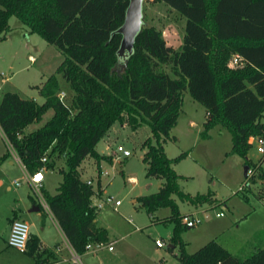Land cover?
Listing matches in <instances>:
<instances>
[{
    "label": "trees",
    "instance_id": "16d2710c",
    "mask_svg": "<svg viewBox=\"0 0 264 264\" xmlns=\"http://www.w3.org/2000/svg\"><path fill=\"white\" fill-rule=\"evenodd\" d=\"M168 4L185 19L178 48L167 44L162 30L142 22L132 50L119 52L129 0H0V40L6 37L8 19L15 15L30 31L38 32L63 55L56 70L40 85L38 102L7 90L0 99V127L7 142L29 173L40 167L53 169L56 156L65 155L66 167L55 193L44 196L63 233L78 253L91 241H108V230L97 225L98 209L92 197L101 191L81 177L86 156L97 162L111 156L100 153L96 143L115 122L132 129L146 123L156 143L143 142L146 175L163 179L154 192L136 198L148 213L170 208L175 221L170 243L179 241L177 264H264V242H246L230 252L211 239L193 252L181 241L182 221L172 194L192 204L211 201V192L190 194L179 186L180 173L163 142L176 140L170 133L177 122L184 90L205 107V128L221 123L231 132V151L245 155L251 135H264V0H155ZM233 52L244 63L228 67ZM171 62V73L161 64ZM61 79L70 90L61 99ZM52 116L38 128H24L42 113ZM10 153V152H9ZM8 151L0 159L6 157ZM45 156V160L42 157ZM245 158V167H260ZM264 191V189H263ZM264 193V192H263ZM41 208V207H40ZM39 237L30 234L27 252L39 255ZM249 250V251H248Z\"/></svg>",
    "mask_w": 264,
    "mask_h": 264
},
{
    "label": "rangeland",
    "instance_id": "374dc122",
    "mask_svg": "<svg viewBox=\"0 0 264 264\" xmlns=\"http://www.w3.org/2000/svg\"><path fill=\"white\" fill-rule=\"evenodd\" d=\"M142 13L143 24L161 29L167 44L179 47L185 19L178 11L162 1L143 0ZM8 23L7 37L0 40V97L6 90H11L24 97L36 95L42 100L32 84L53 73L64 55L38 32L30 31L15 15L9 17ZM236 53L228 58V67L243 64L231 63ZM170 66L171 62L161 64L162 69L171 73ZM61 82L64 86L58 93L64 91L63 98L66 99L71 93L67 82L63 79ZM52 114V108L46 109L24 130L28 132L38 128ZM204 121L205 107L184 90L177 122L171 130L178 139L164 141V150L169 157L186 152L172 163L175 171L181 174L178 181L183 191L190 194L211 192L218 200L194 206L174 195L181 211L200 217L198 224L182 229L181 241L184 249L192 252L215 238L236 253L248 241L254 244L264 242V162L260 167L253 165L262 153L257 149L256 139L249 141L245 155L231 151L230 130L221 123L206 129ZM148 137L156 143L146 123L135 130L115 122L95 146L101 153L114 156L111 161L100 160L99 167L103 173L98 175L97 162L91 156H86L80 163L83 179L91 178L95 188L97 179H100L103 189L100 195H110L121 201L116 208L104 204L95 216L97 225L108 227L109 240L118 238L113 242L114 249H101L97 257L91 251L83 252L81 257L85 264H98L99 260L106 264H156L158 260L163 264L177 262L180 242L176 241L174 250L168 246L175 226V221L168 217L170 208L162 206L148 213L136 200L140 195L156 191L160 184L159 177L146 175L143 154L147 146L143 142ZM118 144L129 149L131 154L124 156L117 151ZM7 151L10 152L9 145L0 130V157ZM11 158L9 153L0 159V264H26L29 254L7 245L13 209L20 208L23 220L30 226V234H41L49 247L63 244V239L53 221V214L43 207L31 210L34 196L31 185L26 181L18 186L12 183L13 179L25 176L26 172L16 161L10 164ZM245 158L253 163L254 168V175L248 178L245 175ZM55 160L56 166L47 172L45 182L52 193L62 179L58 169L66 167L65 155L56 156ZM116 161L119 167L115 165ZM244 183V188L239 190ZM100 199L92 197L94 202ZM217 212L221 214L216 215ZM157 238L164 241L162 246H156Z\"/></svg>",
    "mask_w": 264,
    "mask_h": 264
},
{
    "label": "built area",
    "instance_id": "2783aa9c",
    "mask_svg": "<svg viewBox=\"0 0 264 264\" xmlns=\"http://www.w3.org/2000/svg\"><path fill=\"white\" fill-rule=\"evenodd\" d=\"M231 63L233 65L239 64V63H244V60L242 56L238 53H236L232 59ZM59 97L63 99L65 96V92L61 91V93H58ZM251 138V139H250ZM249 141H252L253 139H256L257 141V149L264 154V135H252L250 136ZM9 145V150L10 153L13 155V157L18 160L20 163L21 160L16 154V152L13 150V148ZM117 151L121 152L124 156H128L131 154V151L127 148H124L121 144H118L116 147ZM261 154V155H262ZM43 160H45V156L42 157ZM22 166L25 168V166L22 164ZM43 168L40 167L38 170H36L33 173H29L26 170L25 174V180L31 185L33 189V194L35 199L37 200L38 204L40 207H43L48 213H52L49 204L44 196L43 192V179H44V173H43ZM26 169V168H25ZM246 178L251 177L254 175V168L252 165L248 166L245 171ZM87 183H92V179L88 178L86 179ZM16 184H19L20 180L16 179L14 180ZM246 183L241 185L239 187V190H242L244 188ZM96 196V194L94 195ZM93 196V197H94ZM101 199L98 200L97 202H94L91 200V204L95 206L97 209H100L103 207L104 204H111L114 208H116L117 205L121 203L120 199H113L112 196L106 195V196H101ZM221 213L217 212L216 215H220ZM181 221L188 227L194 226L200 222V217L191 214V213H184L181 217ZM30 237V226L28 222H26L23 219L15 218L12 220L11 225H10V231L7 239V243L9 246L14 247L20 251H25L27 249V244H28V239ZM155 244L156 246H162L164 244V241L162 239H155ZM108 249L112 250L113 249V241H103V240H98V241H91L87 242L85 245V250L92 251V252H98L101 249ZM70 261L73 264H83L80 255L78 252L73 249L72 255L70 256ZM55 264H60L56 262ZM103 264V263H101ZM156 264H163L160 260L156 262Z\"/></svg>",
    "mask_w": 264,
    "mask_h": 264
},
{
    "label": "crops",
    "instance_id": "0c3cea01",
    "mask_svg": "<svg viewBox=\"0 0 264 264\" xmlns=\"http://www.w3.org/2000/svg\"><path fill=\"white\" fill-rule=\"evenodd\" d=\"M6 37H7V33H6ZM5 37V38H6ZM4 38V39H5ZM30 56H32V55H30ZM46 78V77H45ZM44 78V79H45ZM44 79H42L40 82H36V83H34V84H32L33 86H35V84H38V85H40L41 84V82L44 80ZM1 86V85H0ZM36 89H37V91H38V88L36 87ZM7 91V90H6ZM17 92V91H16ZM38 94H39V92H38ZM40 95V94H39ZM22 96V95H21ZM41 96V95H40ZM2 97V96H1ZM1 97H0V99H1ZM24 97V96H23ZM28 97H32V98H34L35 100H37L38 102H42L43 100H44V97L43 96H41V98H42V100H40L39 98H38V96H36V95H29ZM262 120H264V116L262 117ZM119 123V122H118ZM122 127L123 126H126L127 124H121V123H119ZM0 130H1V132H2V135H3V137L5 138V140H6V137L4 136V133H3V131H2V129H1V127H0ZM136 130V129H135ZM172 130V129H171ZM108 131V130H107ZM170 133H171V131H170ZM172 135H174L175 137H176V140L178 139L177 138V136H176V134H172ZM251 139V138H250ZM7 141V140H6ZM175 141V140H174ZM8 143V142H7ZM100 152V151H99ZM101 153V152H100ZM108 155H110L111 156V158L113 159V154L112 153H109ZM11 159H10V164H13L15 161L18 163V165H19V167H21L22 168V170L24 171L25 170V172H26V169L22 166V163H20L18 160H16L14 157H13V155L11 154ZM111 159V160H112ZM115 165H118L117 167H119V162H115ZM51 169H48V168H43V173H44V179H43V188L47 191V192H49V193H52V192H50L47 188H46V186H45V182H46V176H47V172L48 171H50ZM103 173V171L101 170V174ZM160 178V177H159ZM16 179H18V180H20V182H19V184H16L15 182H14V180H16ZM16 179H13V181H12V183L15 185V186H18V185H20L23 181H26L25 180V176H21V177H19V178H16ZM61 181V180H60ZM162 181H163V179L162 178H160V184H159V186L161 185V183H162ZM264 181V180H263ZM27 182V181H26ZM158 186V187H159ZM264 187V186H263ZM102 188H101V191H100V193H98L97 195H96V197H101L102 195H100L101 194V192H102ZM56 192V191H55ZM55 192H53V193H55ZM173 195V197H174V195L175 194H172ZM211 198H212V200L211 201H208L209 203H216L217 202V200L218 199H215V197H213L212 196V193H211V196H210ZM175 198V197H174ZM135 200V199H134ZM184 201V200H183ZM188 202V201H187ZM206 202V201H205ZM32 203H33V206H32V208H31V210H39L40 209V206H39V204H38V202H37V200L35 199V197L33 196V198H32ZM178 203V206H179V210H180V213L181 212H183V211H181V209H180V205H179V202H177ZM190 203V202H189ZM203 203V202H202ZM202 203H198V204H192V203H190V204H192V205H194V206H198V205H200V204H202ZM37 206H38V208H37ZM98 211H99V209H98ZM12 212H13V216L11 217V218H9V220H10V225H11V222H12V220L13 219H15V218H22V219H24L23 217H22V213L20 212V208L17 210V209H13L12 210ZM183 213H185V212H183ZM97 214H98V212H97ZM53 219H55V220H53L56 224H57V227H58V229H59V231H60V233H61V236H62V239H63V244H57L56 246H54V247H49L48 245H47V243H46V241H45V239H44V237L41 235V234H37L38 235V237H39V240H40V243H39V249H38V251H39V255H32V254H30V253H28L27 252V249L25 250V251H23V252H26V253H28L29 255L27 256V260H26V264H55L56 262H58V263H60V264H73L71 261H70V256L72 255V251H73V249H74V247L71 245V243L69 242V240H68V238L66 237V235L63 233V231H62V229L60 228V226H59V224H58V222H57V220H56V218L54 217ZM97 219L95 218V221H96ZM107 228V230H108V227H106ZM108 235H109V231H108ZM118 238H116V239H111V240H109V241H115V240H117ZM213 239V238H212ZM211 240V239H210ZM214 240H216L218 243H220L221 245H223L225 248H227L230 252H232L231 250H230V248L228 247V246H226V245H224V243L222 242V241H220V240H218V239H215L214 238ZM171 241V240H170ZM205 244V243H204ZM7 245H8V243H7ZM203 245V244H202ZM201 245V246H202ZM168 246H170V248H173L174 246H175V243H169V245ZM200 247V246H199ZM198 247V248H199ZM27 248H28V246H27ZM113 249H114V245H113ZM112 249V250H113ZM173 250H174V248H173ZM86 251H88V250H85L84 252H86ZM92 252V251H91ZM193 252V251H192ZM83 253V252H82ZM82 253H78L79 255H80V258H81V260H82V257H81V254ZM96 254H97V252H93V255H94V257H97L96 256ZM82 262H83V264H85V262L82 260ZM177 262H178V259H177ZM177 262L175 263V264H177ZM101 263H104L102 260H99V263L98 264H101ZM163 263V262H162ZM104 264H106V263H104Z\"/></svg>",
    "mask_w": 264,
    "mask_h": 264
},
{
    "label": "water",
    "instance_id": "95a60500",
    "mask_svg": "<svg viewBox=\"0 0 264 264\" xmlns=\"http://www.w3.org/2000/svg\"><path fill=\"white\" fill-rule=\"evenodd\" d=\"M142 2L143 0H129L125 12L124 21L117 29L122 34V39L119 48V52L121 54L124 53L125 50H127L128 52L132 50L134 37L141 28L143 22Z\"/></svg>",
    "mask_w": 264,
    "mask_h": 264
}]
</instances>
